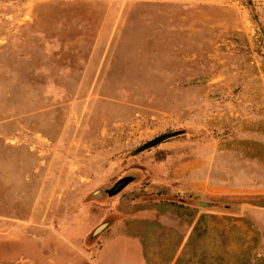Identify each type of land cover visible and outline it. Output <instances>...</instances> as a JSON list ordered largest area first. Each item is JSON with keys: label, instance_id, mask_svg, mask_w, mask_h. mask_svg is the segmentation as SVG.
Masks as SVG:
<instances>
[{"label": "rangeland", "instance_id": "1", "mask_svg": "<svg viewBox=\"0 0 264 264\" xmlns=\"http://www.w3.org/2000/svg\"><path fill=\"white\" fill-rule=\"evenodd\" d=\"M0 264H264V0H0Z\"/></svg>", "mask_w": 264, "mask_h": 264}, {"label": "water", "instance_id": "2", "mask_svg": "<svg viewBox=\"0 0 264 264\" xmlns=\"http://www.w3.org/2000/svg\"><path fill=\"white\" fill-rule=\"evenodd\" d=\"M129 182V178H123L117 181L113 188L108 190L109 194H114L120 191L127 183Z\"/></svg>", "mask_w": 264, "mask_h": 264}]
</instances>
